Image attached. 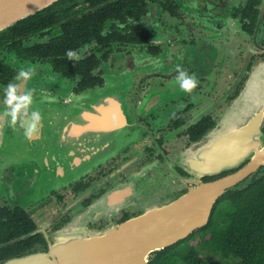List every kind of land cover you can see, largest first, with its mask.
Masks as SVG:
<instances>
[{"label": "flooded vegetation", "instance_id": "flooded-vegetation-1", "mask_svg": "<svg viewBox=\"0 0 264 264\" xmlns=\"http://www.w3.org/2000/svg\"><path fill=\"white\" fill-rule=\"evenodd\" d=\"M50 7L29 17L36 20L33 32L10 33L17 49L0 39V64L8 69L0 74V110L3 87L13 82L21 91L35 90L33 107L43 117L31 140L4 121L2 132L20 140V161L0 175V264H49L41 258L66 228L98 232L121 225L139 216L147 199H178L198 183L234 177L249 162L201 175L191 172L183 154L208 135L252 80L262 82L264 0H60ZM41 47L53 49L44 56ZM69 49L78 59L67 58ZM177 65L195 75L191 92L179 87ZM29 66L34 76L16 81L18 70ZM116 76L136 79L126 92V144L86 173L64 179L61 173L85 167L65 151L75 99ZM260 130L264 143V121ZM263 173L264 165L232 189Z\"/></svg>", "mask_w": 264, "mask_h": 264}, {"label": "water", "instance_id": "water-1", "mask_svg": "<svg viewBox=\"0 0 264 264\" xmlns=\"http://www.w3.org/2000/svg\"><path fill=\"white\" fill-rule=\"evenodd\" d=\"M58 1L0 0V33ZM76 102L78 108L69 121L72 137L65 151H71L69 158L73 164L85 167L82 171L73 169L61 173L64 179H68V175L86 173L126 144V101L119 95L89 92L79 96ZM76 111L83 113L76 115ZM245 114L254 118L246 122ZM263 116L264 78L260 82L256 77L215 128L183 154L190 163L191 172L201 175H217L249 160L237 175L214 183H198L178 199L163 203L159 199H147L139 216L103 231L81 228L77 232L72 225L59 234L61 240L41 261L49 264H150L153 255L207 226L217 200L242 177L255 173L264 165V143L260 137ZM4 121L5 117L0 116V148L5 138ZM2 159L0 156V161Z\"/></svg>", "mask_w": 264, "mask_h": 264}, {"label": "trees", "instance_id": "trees-1", "mask_svg": "<svg viewBox=\"0 0 264 264\" xmlns=\"http://www.w3.org/2000/svg\"><path fill=\"white\" fill-rule=\"evenodd\" d=\"M26 20L0 33L7 48L17 49L16 36L11 35L10 41V33L15 31L18 36L21 29L35 30L36 20ZM52 49L40 48L44 56ZM6 71L0 64V74ZM206 253L237 264H264V173L254 177L249 185L228 191L216 202L207 226L153 255L150 264H211Z\"/></svg>", "mask_w": 264, "mask_h": 264}, {"label": "clouds", "instance_id": "clouds-1", "mask_svg": "<svg viewBox=\"0 0 264 264\" xmlns=\"http://www.w3.org/2000/svg\"><path fill=\"white\" fill-rule=\"evenodd\" d=\"M118 26L125 27L124 24L119 22ZM66 56L69 60L78 59L76 52L72 49L67 50ZM34 74V69L31 66L21 67L14 79L22 83L30 80ZM176 80L179 87L186 92H191L198 84L195 75L189 74L179 65H177ZM34 91V89L21 91L19 83L9 82L3 87L2 103L4 108L0 110V116L8 118L12 126L18 125L19 128L23 129V135L28 140L39 135L43 120L40 110L33 107Z\"/></svg>", "mask_w": 264, "mask_h": 264}, {"label": "rangeland", "instance_id": "rangeland-1", "mask_svg": "<svg viewBox=\"0 0 264 264\" xmlns=\"http://www.w3.org/2000/svg\"><path fill=\"white\" fill-rule=\"evenodd\" d=\"M111 75H115V74H111ZM35 79L37 80L38 78L35 77ZM51 80H52V82H54V78H52ZM135 81H136L135 77H128V78L120 77V76L108 77V78H106L105 87L97 89L93 92H96V91L104 92V91H106V92H109L110 94L113 93V94L119 95L124 101H126V98H127L126 92L133 89V87L135 85ZM66 85H68V84H66ZM66 85H64L63 88L69 87V85L68 86H66ZM4 137H5L4 138V144L0 148V156L3 157V159L0 161V164H2L4 167L2 169H0V175L3 172L5 165L18 167L19 161H20L19 160L20 151H19L18 139L14 140V137L8 138L6 136V134ZM205 255H206V259L211 264H237V261H234L232 259H224L220 256H214V255H210L207 253Z\"/></svg>", "mask_w": 264, "mask_h": 264}]
</instances>
